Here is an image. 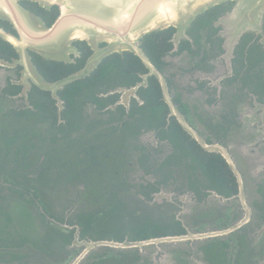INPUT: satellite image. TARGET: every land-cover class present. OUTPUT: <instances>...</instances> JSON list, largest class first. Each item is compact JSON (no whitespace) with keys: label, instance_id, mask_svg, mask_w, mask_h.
<instances>
[{"label":"flooded vegetation","instance_id":"flooded-vegetation-1","mask_svg":"<svg viewBox=\"0 0 264 264\" xmlns=\"http://www.w3.org/2000/svg\"><path fill=\"white\" fill-rule=\"evenodd\" d=\"M235 4L55 92L0 43V264H264V14ZM72 45L58 78L28 52L46 82L84 66Z\"/></svg>","mask_w":264,"mask_h":264},{"label":"water","instance_id":"water-1","mask_svg":"<svg viewBox=\"0 0 264 264\" xmlns=\"http://www.w3.org/2000/svg\"><path fill=\"white\" fill-rule=\"evenodd\" d=\"M20 1L0 0V18L17 32L16 36L0 28V37L17 50L21 62L36 75L38 84L55 92L64 84L88 75L104 56L113 52H135L150 66L136 45L137 40L172 26L176 29V41L199 13L227 0H27L42 7H57L58 14L49 26ZM263 14L264 0H236L232 18L246 24L248 20L259 21ZM76 40L85 41L92 49L84 66L66 78L46 82L35 70L28 52L67 62L69 54L75 52L72 43ZM101 42L106 45L99 47Z\"/></svg>","mask_w":264,"mask_h":264},{"label":"trees","instance_id":"trees-1","mask_svg":"<svg viewBox=\"0 0 264 264\" xmlns=\"http://www.w3.org/2000/svg\"><path fill=\"white\" fill-rule=\"evenodd\" d=\"M20 4H22L24 7L28 8L32 12L40 15L42 18L45 19V16L43 15V12H45L46 9L39 8L37 6L36 2L33 3L31 1L22 0V1H20ZM49 12L52 13V17L55 16L57 14L56 6L53 5ZM4 22L6 23V25H8L7 21H4ZM78 42L86 44L85 41L78 40ZM0 43L6 44V45L9 46V44L6 41L2 40L1 38H0ZM32 54H33V59L37 63V67L39 68L40 71L45 72L46 74L50 75V77H52V78H58L59 77V75L61 74L62 69L65 66V64H63V62L56 61V60H51V59H48L47 61H45V60H42L38 56V54H36L34 52ZM102 67H105L104 74H106L109 71V67H111V64H106V65L104 64V66H102ZM86 79H87V77H86ZM78 84H79L78 81L73 82V83L70 84L71 85L70 87H76Z\"/></svg>","mask_w":264,"mask_h":264},{"label":"rangeland","instance_id":"rangeland-1","mask_svg":"<svg viewBox=\"0 0 264 264\" xmlns=\"http://www.w3.org/2000/svg\"><path fill=\"white\" fill-rule=\"evenodd\" d=\"M36 230H38V229H36ZM39 231V230H38ZM40 232V231H39Z\"/></svg>","mask_w":264,"mask_h":264}]
</instances>
